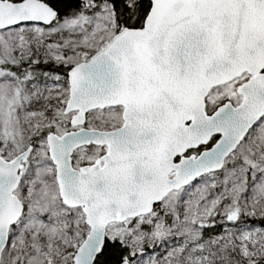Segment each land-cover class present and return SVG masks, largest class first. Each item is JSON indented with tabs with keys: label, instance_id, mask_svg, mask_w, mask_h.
I'll list each match as a JSON object with an SVG mask.
<instances>
[{
	"label": "snow or ice",
	"instance_id": "1",
	"mask_svg": "<svg viewBox=\"0 0 264 264\" xmlns=\"http://www.w3.org/2000/svg\"><path fill=\"white\" fill-rule=\"evenodd\" d=\"M0 264H264V0H0Z\"/></svg>",
	"mask_w": 264,
	"mask_h": 264
}]
</instances>
